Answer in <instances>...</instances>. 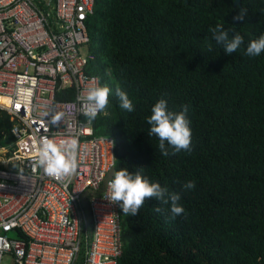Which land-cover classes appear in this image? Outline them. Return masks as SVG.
I'll return each mask as SVG.
<instances>
[{"label": "trees", "instance_id": "16d2710c", "mask_svg": "<svg viewBox=\"0 0 264 264\" xmlns=\"http://www.w3.org/2000/svg\"><path fill=\"white\" fill-rule=\"evenodd\" d=\"M234 1L96 0L87 72L111 91L92 119L94 133L116 139L114 174L143 168L150 181L179 193L184 208L173 218L171 202L156 198L136 215L119 204V264H264V52L245 54L264 35V0ZM240 8L247 15L236 21ZM217 24L243 37L237 51L227 54L213 39ZM117 86L133 111L120 107ZM162 97L169 110L187 106L188 150L165 142L163 155L148 134L147 118ZM12 123L0 108L4 144L13 139ZM188 181L192 189L184 188ZM75 264H83V251Z\"/></svg>", "mask_w": 264, "mask_h": 264}, {"label": "built area", "instance_id": "2783aa9c", "mask_svg": "<svg viewBox=\"0 0 264 264\" xmlns=\"http://www.w3.org/2000/svg\"><path fill=\"white\" fill-rule=\"evenodd\" d=\"M95 3L0 0V108L13 122V139L0 137V264H75L82 251L83 264H119V203L108 199L116 139L95 135L80 99L100 84L87 72ZM45 137L77 138L72 176L44 173Z\"/></svg>", "mask_w": 264, "mask_h": 264}, {"label": "clouds", "instance_id": "9594fccd", "mask_svg": "<svg viewBox=\"0 0 264 264\" xmlns=\"http://www.w3.org/2000/svg\"><path fill=\"white\" fill-rule=\"evenodd\" d=\"M247 15L246 8H240L233 17L236 21H243ZM213 33V39L223 46L227 54L237 51L243 44V37L236 32L229 34L222 24H217L209 29ZM264 52V35L253 39L246 47L245 54L250 57L259 56ZM111 89L107 85L101 86L94 83L86 90V94L80 97L82 101L83 115L94 119L100 112H103L109 104ZM115 95L119 99L122 109L133 111L132 101L128 94L117 86ZM187 106H183L179 112L169 110L165 98H160L152 107L151 115L147 118L150 125L149 136L155 135L159 139V148L163 155H168L165 145L172 146L175 151L188 150L191 144V129L186 118ZM78 140L75 137L61 139L58 142L54 139L43 138L37 149L38 163L45 174L60 180L72 176L77 170ZM143 168L130 172L127 168H121L114 174L109 182L110 194L108 199L112 202H119L122 212L125 215H136L145 199L156 198L164 203L171 202L170 211L173 218L184 212V208L178 203L180 194L169 192L158 182L150 181L143 175ZM194 183L188 181L184 184L185 189H192ZM156 211H160L159 208Z\"/></svg>", "mask_w": 264, "mask_h": 264}, {"label": "bare ground", "instance_id": "6f19581e", "mask_svg": "<svg viewBox=\"0 0 264 264\" xmlns=\"http://www.w3.org/2000/svg\"><path fill=\"white\" fill-rule=\"evenodd\" d=\"M2 97H3V100H4L3 102L7 103L9 99L7 97H5V96H2ZM0 162H1V159H0Z\"/></svg>", "mask_w": 264, "mask_h": 264}, {"label": "water", "instance_id": "95a60500", "mask_svg": "<svg viewBox=\"0 0 264 264\" xmlns=\"http://www.w3.org/2000/svg\"><path fill=\"white\" fill-rule=\"evenodd\" d=\"M184 1L187 2V0H184ZM240 1H241V0H235V1H234V4L237 5V4L240 3Z\"/></svg>", "mask_w": 264, "mask_h": 264}]
</instances>
